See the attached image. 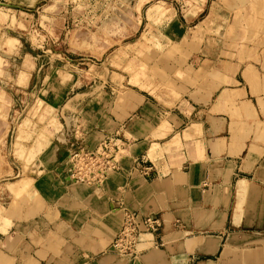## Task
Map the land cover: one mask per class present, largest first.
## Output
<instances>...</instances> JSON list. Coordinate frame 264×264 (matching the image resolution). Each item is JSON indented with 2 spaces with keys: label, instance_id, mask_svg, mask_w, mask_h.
<instances>
[{
  "label": "crops",
  "instance_id": "0c3cea01",
  "mask_svg": "<svg viewBox=\"0 0 264 264\" xmlns=\"http://www.w3.org/2000/svg\"><path fill=\"white\" fill-rule=\"evenodd\" d=\"M136 1L139 11L150 2ZM176 1L179 10L173 0L170 7L159 1L163 7L146 14L148 5L144 16L161 22L148 28L158 26L164 45H185L195 34L187 45L192 79L174 92L122 88L109 101L74 93L49 110L61 121L38 153L40 132L33 140L29 121L15 123L4 151L6 130L0 264H264V4L255 10L257 0ZM16 42L6 37L0 51L7 66L22 60L0 75L22 94L37 84L40 66ZM107 135L121 149L116 170L97 186L72 184L65 174L70 150H94ZM122 207L160 224L141 236L132 260L108 251Z\"/></svg>",
  "mask_w": 264,
  "mask_h": 264
},
{
  "label": "rangeland",
  "instance_id": "374dc122",
  "mask_svg": "<svg viewBox=\"0 0 264 264\" xmlns=\"http://www.w3.org/2000/svg\"><path fill=\"white\" fill-rule=\"evenodd\" d=\"M159 1L170 7V0H150L141 11L136 0H6L8 7L0 6V46L6 37L15 39L21 52L34 58L40 70L37 84L30 85L22 94L15 92L11 81L0 75V141L8 130L4 151L13 141L15 123L19 125L26 119L32 128L35 126L30 134L33 140L34 132H40L34 144V152L38 153L61 121L49 110L58 111L74 93L85 94L79 99L99 93L95 100L104 96L109 101L122 88L134 92H174L178 83L192 79L193 48L187 45L194 41L195 34L185 36V45L168 46L162 44L157 25L148 28L161 22L155 19L149 23L145 8L154 5L147 9V14L151 8L163 7ZM260 4L264 1L252 2L251 7L256 10ZM172 7L179 10L180 4L173 0ZM19 55L18 52L16 56ZM5 57L0 51V73L3 69V73L11 75L22 57H14V67L7 66ZM21 132L19 128L16 138ZM80 135L73 136L79 140ZM115 139L118 138L113 135L104 136L96 146L115 151ZM115 154L118 161L121 149L116 148ZM13 163L24 171L28 169L24 162Z\"/></svg>",
  "mask_w": 264,
  "mask_h": 264
},
{
  "label": "built area",
  "instance_id": "2783aa9c",
  "mask_svg": "<svg viewBox=\"0 0 264 264\" xmlns=\"http://www.w3.org/2000/svg\"><path fill=\"white\" fill-rule=\"evenodd\" d=\"M115 151L99 146L94 150L75 146L67 156L66 177L69 181L95 185L101 183L107 172L116 170ZM146 172V170L144 171ZM120 226L108 246V251L118 258L135 259L141 252V235L155 234L160 228L156 219L139 217L125 207L120 208Z\"/></svg>",
  "mask_w": 264,
  "mask_h": 264
},
{
  "label": "bare ground",
  "instance_id": "6f19581e",
  "mask_svg": "<svg viewBox=\"0 0 264 264\" xmlns=\"http://www.w3.org/2000/svg\"><path fill=\"white\" fill-rule=\"evenodd\" d=\"M95 4H96V3H95ZM56 6H57V4H56ZM107 16H108V15H107ZM82 39H83V38H82ZM85 40H86V39H85ZM89 41H90V40H89ZM71 130H72V135H74L76 132L73 131V128H71ZM73 133H74V134H73ZM85 148H86V147H85ZM86 149H87V148H86ZM87 150H88V149H87ZM109 173H110V172H107V174H109ZM107 174H106V175H107ZM84 184H85V183H84Z\"/></svg>",
  "mask_w": 264,
  "mask_h": 264
}]
</instances>
